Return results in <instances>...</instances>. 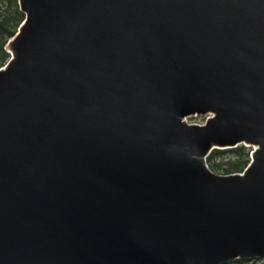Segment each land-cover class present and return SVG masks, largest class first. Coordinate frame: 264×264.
Masks as SVG:
<instances>
[{
	"label": "water",
	"instance_id": "obj_1",
	"mask_svg": "<svg viewBox=\"0 0 264 264\" xmlns=\"http://www.w3.org/2000/svg\"><path fill=\"white\" fill-rule=\"evenodd\" d=\"M17 2L0 264L263 258L264 0ZM240 144L241 172L208 167Z\"/></svg>",
	"mask_w": 264,
	"mask_h": 264
},
{
	"label": "trees",
	"instance_id": "obj_2",
	"mask_svg": "<svg viewBox=\"0 0 264 264\" xmlns=\"http://www.w3.org/2000/svg\"><path fill=\"white\" fill-rule=\"evenodd\" d=\"M24 14L19 9L17 0H0V67L9 60L6 49L8 40L15 35ZM251 147L240 144L234 148L213 149L206 157L208 167L217 173L230 174L241 172L250 160ZM228 264H264V257L259 259H236Z\"/></svg>",
	"mask_w": 264,
	"mask_h": 264
},
{
	"label": "rangeland",
	"instance_id": "obj_3",
	"mask_svg": "<svg viewBox=\"0 0 264 264\" xmlns=\"http://www.w3.org/2000/svg\"><path fill=\"white\" fill-rule=\"evenodd\" d=\"M186 121L188 123H197V124H202L205 121V117L204 116H190L186 118ZM221 174V173H220Z\"/></svg>",
	"mask_w": 264,
	"mask_h": 264
},
{
	"label": "built area",
	"instance_id": "obj_4",
	"mask_svg": "<svg viewBox=\"0 0 264 264\" xmlns=\"http://www.w3.org/2000/svg\"><path fill=\"white\" fill-rule=\"evenodd\" d=\"M209 116H210V114H207V115H205L204 117H205V119H207Z\"/></svg>",
	"mask_w": 264,
	"mask_h": 264
},
{
	"label": "bare ground",
	"instance_id": "obj_5",
	"mask_svg": "<svg viewBox=\"0 0 264 264\" xmlns=\"http://www.w3.org/2000/svg\"><path fill=\"white\" fill-rule=\"evenodd\" d=\"M206 122V119H205V121H204V123ZM204 123H202V124H204ZM197 124V123H196ZM201 125V124H200Z\"/></svg>",
	"mask_w": 264,
	"mask_h": 264
}]
</instances>
